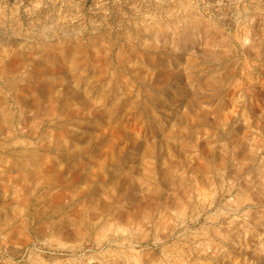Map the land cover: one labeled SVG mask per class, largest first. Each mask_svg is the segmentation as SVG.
Segmentation results:
<instances>
[{"label": "rangeland", "instance_id": "rangeland-1", "mask_svg": "<svg viewBox=\"0 0 264 264\" xmlns=\"http://www.w3.org/2000/svg\"><path fill=\"white\" fill-rule=\"evenodd\" d=\"M0 264H264V0H0Z\"/></svg>", "mask_w": 264, "mask_h": 264}]
</instances>
